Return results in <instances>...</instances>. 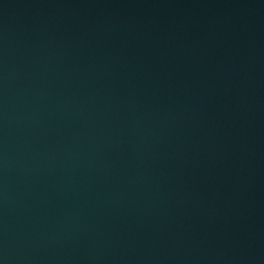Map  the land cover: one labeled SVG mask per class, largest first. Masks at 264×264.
<instances>
[{"label":"water","instance_id":"1","mask_svg":"<svg viewBox=\"0 0 264 264\" xmlns=\"http://www.w3.org/2000/svg\"><path fill=\"white\" fill-rule=\"evenodd\" d=\"M0 264H264V0H0Z\"/></svg>","mask_w":264,"mask_h":264}]
</instances>
